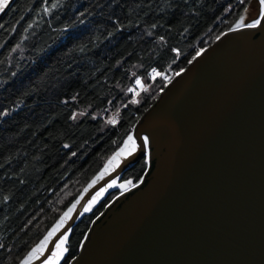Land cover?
<instances>
[{"label":"trees","instance_id":"obj_1","mask_svg":"<svg viewBox=\"0 0 264 264\" xmlns=\"http://www.w3.org/2000/svg\"><path fill=\"white\" fill-rule=\"evenodd\" d=\"M252 1H13L0 21V264H22L56 229L170 79ZM147 167L119 178L136 184ZM119 193L82 213L59 264Z\"/></svg>","mask_w":264,"mask_h":264},{"label":"water","instance_id":"obj_2","mask_svg":"<svg viewBox=\"0 0 264 264\" xmlns=\"http://www.w3.org/2000/svg\"><path fill=\"white\" fill-rule=\"evenodd\" d=\"M250 6L245 24L261 11ZM232 29L168 82L133 131L148 148L99 177L30 264H44L92 197L145 157L142 179L92 222L70 264H264V21Z\"/></svg>","mask_w":264,"mask_h":264},{"label":"snow or ice","instance_id":"obj_3","mask_svg":"<svg viewBox=\"0 0 264 264\" xmlns=\"http://www.w3.org/2000/svg\"><path fill=\"white\" fill-rule=\"evenodd\" d=\"M11 0H0V13H3L5 11L6 8H8L9 4H10ZM241 3H244L245 0H240ZM258 3L261 7V11L259 13L258 18H256L254 21L250 22V23H244V17L241 16L240 18V22L236 25V28H257L259 26H261L262 21H264V0H258ZM245 12H247V8L245 9ZM30 26V25H29ZM0 27H3L2 24H0ZM233 31H235L236 29H232ZM17 47H19V45H17ZM205 51V49H200L197 53H196V57L200 56L203 52ZM196 57H193V60L196 59ZM189 63H191V61H189ZM183 71V70H182ZM180 73H177V75H179ZM14 75V73H13ZM158 75V73H157ZM165 80L168 79L167 76L164 77ZM137 84L140 83L139 80L136 81ZM129 91H134V89H130ZM134 103H138V101H134ZM109 123H115L114 120L109 121ZM142 143L140 145L137 144L136 140L133 138L132 135H129L127 140L124 142L125 146L127 147L128 145H131L130 148H128V154H132L133 151H135L138 147L144 151L147 149L148 145H149V138L147 136H143L141 138ZM125 149L122 148L121 152H124ZM117 155H119V153H117ZM114 183V182H113ZM110 187L112 185H109ZM121 187H123V185H121ZM79 203V201H77L76 203H73L72 206L68 209L67 212L64 213V217L61 218L60 223L57 225V227L60 226V224L63 223L64 218H67L70 213L73 211V209L76 208V205ZM91 208L90 207H84L83 208V212H88L90 211ZM53 231H55V229H53ZM52 233H49V236H51ZM67 240V236H65L59 245H57V249H61V246L64 244V241ZM48 241V237H45L44 241H41V243L39 245H37L35 248L32 249V251L30 253H28L27 258L22 262V264H30V261L33 259L34 256H36L38 253H42L44 250V245L47 243ZM63 252L67 251V248H63L62 249ZM58 255V253L54 252L51 254L52 257H56ZM44 264H49V261L46 259L44 261Z\"/></svg>","mask_w":264,"mask_h":264},{"label":"rangeland","instance_id":"obj_4","mask_svg":"<svg viewBox=\"0 0 264 264\" xmlns=\"http://www.w3.org/2000/svg\"><path fill=\"white\" fill-rule=\"evenodd\" d=\"M253 3V1H252ZM251 3V4H252ZM247 10H251V6H249V8ZM249 13V12H248ZM247 12H245V15L243 16L244 18L246 17V15L248 14ZM236 27V26H235ZM179 73V72H178ZM177 75V74H176ZM175 75V76H176ZM157 75L155 74V77ZM153 77V79L155 78ZM174 78V76L170 79V81ZM144 85H140L141 87V90L144 88L143 87ZM143 87V88H142ZM133 138L135 139L134 135L132 134ZM136 140V139H135ZM137 142V141H136ZM131 145H128L127 147L124 145L122 148L125 149L124 152H121V149L117 152L119 153V155H117V153L110 159V161L107 163V165L105 166L104 170L102 171V173L96 178L93 180V182L90 184V186H92L93 184L96 183L97 179L99 177H103L105 176L106 174L110 173L112 170H114L116 167H118V165L127 157L129 156L128 154V148H130ZM138 149V148H137ZM136 149V150H137ZM135 150V151H136ZM133 151V152H135ZM132 152V153H133ZM114 182V183H113ZM109 185H112L111 187ZM121 185H123V187H121ZM134 184H129V185H124L122 182H121V179L120 178H117L113 181H111L108 185H106L104 188H102L100 191H98L93 197L92 199L90 200V202L87 204L86 207H90L91 210L96 206V204L98 202H100L102 199H104L110 192L116 190V189H120V192H122L123 190L133 186ZM87 191V190H86ZM90 210V211H91ZM74 211V209H73ZM73 211L70 213V215L67 217V218H64V221L62 224H60L59 227H56L55 231L58 230L59 228H61L67 221L68 219L70 218V216L72 215ZM89 212V211H88ZM64 217V216H63ZM53 232H52V235L51 236H48V238H51L53 236ZM63 239V238H62ZM61 239V240H62ZM61 240L59 241V243L57 245L60 244ZM56 245V246H57ZM65 248V242L64 244L61 246V249H57V247H55V249L53 250V253L56 252L58 253V255L56 257H52L51 255L49 256V258L47 259L49 261V264H59L63 258H64V254L65 252L62 251V249ZM45 249H46V244L44 245V250L42 253H38L36 256L33 257V259L30 261H34L36 260L37 258H39L44 252H45Z\"/></svg>","mask_w":264,"mask_h":264},{"label":"built area","instance_id":"obj_5","mask_svg":"<svg viewBox=\"0 0 264 264\" xmlns=\"http://www.w3.org/2000/svg\"><path fill=\"white\" fill-rule=\"evenodd\" d=\"M154 72H156V69L154 70Z\"/></svg>","mask_w":264,"mask_h":264},{"label":"bare ground","instance_id":"obj_6","mask_svg":"<svg viewBox=\"0 0 264 264\" xmlns=\"http://www.w3.org/2000/svg\"><path fill=\"white\" fill-rule=\"evenodd\" d=\"M148 148V147H147Z\"/></svg>","mask_w":264,"mask_h":264}]
</instances>
